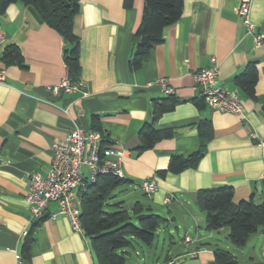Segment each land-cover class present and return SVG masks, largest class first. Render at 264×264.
Returning a JSON list of instances; mask_svg holds the SVG:
<instances>
[{
    "label": "crops",
    "instance_id": "1",
    "mask_svg": "<svg viewBox=\"0 0 264 264\" xmlns=\"http://www.w3.org/2000/svg\"><path fill=\"white\" fill-rule=\"evenodd\" d=\"M241 0H183L179 19L163 30V41L152 48L138 71L129 61L134 33L140 23L143 0H79L73 35L79 41V89L51 98L48 85L67 76L61 36L42 23L31 8L11 4L0 15V264H97L88 238L71 229L50 203L35 218L25 201L28 177L45 176L51 165L52 144L63 141L78 127L97 131L105 145L124 151L122 186L151 212L166 218L146 254H126L125 264H212L215 249L227 251L239 264H264V224L245 245L237 247L228 230L205 229L204 213L196 204L199 190L230 186L233 202L253 197L264 201V45L255 46L245 35L237 7ZM250 1V20L264 35V0ZM16 45L23 67L7 65L4 49ZM215 58L216 85L236 91L242 113L234 115L208 108L199 98L194 73ZM252 64L257 71L254 96H248L234 78ZM166 79L177 103L154 121L171 137L151 149L138 151V133L152 123L154 99L168 96L149 82ZM87 93L86 96L83 94ZM205 147L196 168L156 176L171 156ZM95 129V130H94ZM153 178L157 190L146 196L140 183ZM77 196L79 197V191ZM141 196V197H139ZM170 197L167 204L164 198ZM32 238L27 257L23 246ZM189 240L186 241L185 238ZM223 238V240H220Z\"/></svg>",
    "mask_w": 264,
    "mask_h": 264
},
{
    "label": "trees",
    "instance_id": "2",
    "mask_svg": "<svg viewBox=\"0 0 264 264\" xmlns=\"http://www.w3.org/2000/svg\"><path fill=\"white\" fill-rule=\"evenodd\" d=\"M144 8L140 23L134 33V51L129 61L132 71H138L141 64L153 47L163 41V30L176 22L180 15L183 0H143ZM21 3L31 8L37 18L62 38L64 44L71 46L63 50V60L67 76L72 84L77 83L80 75L79 41L73 35V18L79 9V0H0V15L4 14L11 4ZM2 59L7 65L23 67L20 50L16 45L7 46ZM235 83L248 96H254L257 71L250 64L243 73L234 78ZM202 101V99H200ZM177 100L173 95L154 99L152 103V123H145L139 130L141 145L138 151L151 149L158 141L171 137L168 129H157L153 123L159 116L170 111ZM202 103H204L202 101ZM95 130V129H94ZM203 138V124L198 126ZM205 139L199 149L187 156H171L166 169L156 171V176L164 178L166 174H178L187 169L196 168L204 153ZM102 136V145H105ZM112 174H98L94 182L79 190V210L81 230L88 238L97 264H125L126 254L135 243L151 245L157 230L165 223L166 218L136 201L127 208L123 201L109 203L114 190L125 183ZM196 204L204 213L205 229L228 230L227 238L231 244L241 247L249 237L257 233L264 224V201L256 204L253 197L233 202V190L230 186H219L199 190L196 193ZM115 211H106L108 207ZM32 238L28 237L23 246V255L27 257ZM212 264H239L227 251L215 249Z\"/></svg>",
    "mask_w": 264,
    "mask_h": 264
},
{
    "label": "built area",
    "instance_id": "3",
    "mask_svg": "<svg viewBox=\"0 0 264 264\" xmlns=\"http://www.w3.org/2000/svg\"><path fill=\"white\" fill-rule=\"evenodd\" d=\"M236 11L241 18L245 35L253 36L255 46H263L264 35L256 33L255 26L250 20V1L241 0ZM1 39L0 34V41ZM218 71L219 65L215 58H211L208 67L195 71L194 80L199 98L210 109L240 115L243 110L240 96L236 91H228L216 85ZM146 86H158L165 94H174L173 88L168 85L166 79L149 82ZM78 89L79 85L72 84L68 76L46 87L51 98H56L62 93H72ZM83 95L86 96L87 93L84 92ZM101 141L102 136L99 132L84 131L76 127L63 141H55L52 144V158L48 173L45 176L33 173L28 177L29 187L25 201L33 217H43L48 205L55 203L56 210L49 213L48 218L62 216L67 219L71 229L81 230L80 199L76 191L94 182L98 174H112L124 179L121 169L124 151L114 146H104ZM259 146L264 152V142ZM139 186L148 197L157 190V184L153 178L144 179ZM170 201V197L163 200L165 204ZM185 240L188 241L189 238L186 237Z\"/></svg>",
    "mask_w": 264,
    "mask_h": 264
},
{
    "label": "rangeland",
    "instance_id": "4",
    "mask_svg": "<svg viewBox=\"0 0 264 264\" xmlns=\"http://www.w3.org/2000/svg\"><path fill=\"white\" fill-rule=\"evenodd\" d=\"M125 189L124 187L121 185L119 187H117L114 192H113V198L109 200V203L111 204H114L118 201H123L124 204L126 205H129V202H131V200H135L134 198L135 197H130L128 195H126L125 193ZM141 197V196H139ZM106 211H109V212H113L115 211V207H108L106 208ZM220 240H223V238H220ZM139 252H141L142 254H146V251H147V248H146V245L140 243L137 247V249H135ZM129 254L132 256V257H135L134 256V251L133 250H129ZM127 262L129 261V259H131L130 257H128L127 255L125 256Z\"/></svg>",
    "mask_w": 264,
    "mask_h": 264
}]
</instances>
